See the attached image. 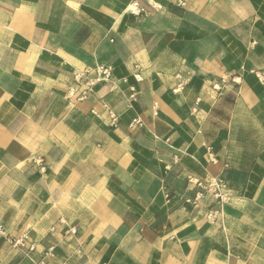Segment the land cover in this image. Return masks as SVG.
I'll return each instance as SVG.
<instances>
[{
	"label": "crops",
	"instance_id": "obj_1",
	"mask_svg": "<svg viewBox=\"0 0 264 264\" xmlns=\"http://www.w3.org/2000/svg\"><path fill=\"white\" fill-rule=\"evenodd\" d=\"M132 1L0 0V264H264V0Z\"/></svg>",
	"mask_w": 264,
	"mask_h": 264
},
{
	"label": "built area",
	"instance_id": "obj_2",
	"mask_svg": "<svg viewBox=\"0 0 264 264\" xmlns=\"http://www.w3.org/2000/svg\"><path fill=\"white\" fill-rule=\"evenodd\" d=\"M149 5L152 9H157L158 5L154 3L153 0H149ZM150 12V8L142 5L140 0H133L132 3L127 7L126 13L135 16L142 17L147 16ZM135 79L140 82L142 81L141 75L136 74ZM113 78V69L109 66L98 65L92 70H88L82 73H79L74 78L72 84L68 87L66 91V98L68 101L73 103H83L87 101L90 95L93 93L94 88L100 84L108 83ZM132 100L136 99L135 93L131 96ZM109 120L112 126H117L119 122V117L111 109H107ZM141 127L142 122L140 119H136L131 127ZM188 182L193 183L191 178L188 179ZM194 185L200 189L196 194L194 199L187 200V203L191 204L194 207H200L202 203L208 197H212L217 201L225 202L228 200L227 186L224 181L218 178H212L207 183H194ZM166 199H170V194L166 192ZM54 230V229H53ZM71 234L75 235L77 233L76 229L70 231ZM13 246H23L22 241H13ZM29 252H34V247L29 249ZM51 252L46 253L45 258H42L39 261H34V264H46V258L50 256Z\"/></svg>",
	"mask_w": 264,
	"mask_h": 264
}]
</instances>
